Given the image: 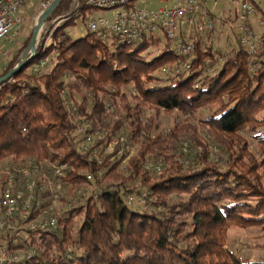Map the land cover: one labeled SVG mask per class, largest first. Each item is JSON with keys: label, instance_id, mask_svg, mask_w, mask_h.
Wrapping results in <instances>:
<instances>
[{"label": "trees", "instance_id": "16d2710c", "mask_svg": "<svg viewBox=\"0 0 264 264\" xmlns=\"http://www.w3.org/2000/svg\"><path fill=\"white\" fill-rule=\"evenodd\" d=\"M77 1L75 10L74 0H61L45 23L49 28L66 16L51 45L42 42L0 86V165L66 164L61 182L72 201L60 198L71 205L52 215L55 226L30 231L9 250L34 252L21 264H264L227 248L231 229L264 236V42L251 73L252 59L227 23V52L202 45L215 27L193 36V51L181 56L165 36L126 44L90 32L96 10ZM77 21L86 31L73 39L66 30ZM41 61L44 68L34 72ZM175 113L184 121L162 130L161 116ZM83 124L107 133L86 153L76 133ZM114 137L136 146L135 154L126 161L97 158L93 151ZM82 188L91 194L77 203ZM142 193L144 206L127 205ZM39 195L28 221L49 213L51 201L40 203Z\"/></svg>", "mask_w": 264, "mask_h": 264}, {"label": "built area", "instance_id": "2783aa9c", "mask_svg": "<svg viewBox=\"0 0 264 264\" xmlns=\"http://www.w3.org/2000/svg\"><path fill=\"white\" fill-rule=\"evenodd\" d=\"M31 1L34 0H0V42L10 43L16 37L24 22L21 10ZM138 2L139 0H87L86 6L113 14L111 18H90L87 29L93 33L102 32V38L105 34L112 35L120 43L126 44L141 42L146 36H165L174 42L177 54L185 56L193 51V36L202 37L215 27L227 23L235 31L247 56L252 59L249 71L256 72L254 60L263 50L264 42V0H160L162 5L156 9L140 8ZM219 4L231 6L232 10L215 14ZM78 6V1L74 0L73 8L76 10ZM65 17L55 20L43 33L42 42L45 48L51 45L52 33L66 21ZM5 54L0 45V55ZM26 59H30L28 51ZM45 64V61H41L34 67V72L40 73ZM185 68H189L188 62L185 63ZM76 133L83 138L80 150L85 153L94 147L96 140H104L107 135L106 132H93L88 124L79 126ZM111 146L113 152H110ZM132 149L126 139L119 144L117 139L112 138L96 148L93 154L97 158L111 154L112 159L125 156L126 161L132 156ZM66 170V164L50 165V178L55 182L53 187L56 193L61 192V180ZM27 174L28 172L24 173V176ZM98 174L102 175L101 172ZM86 179L91 182L93 177L87 175ZM32 188L33 186H27L28 191L25 190V193L15 190L12 179H9L5 189L0 191V264H21L29 260L34 254L33 251H11L9 245L14 247L21 239L27 240L30 231L46 230L55 226L54 218L44 222L37 219L28 221L34 199ZM86 193L91 194L89 190ZM76 194L81 195L83 192L79 189ZM126 202L128 206H144L145 194L131 195Z\"/></svg>", "mask_w": 264, "mask_h": 264}, {"label": "rangeland", "instance_id": "374dc122", "mask_svg": "<svg viewBox=\"0 0 264 264\" xmlns=\"http://www.w3.org/2000/svg\"><path fill=\"white\" fill-rule=\"evenodd\" d=\"M261 1V0H257ZM50 6L49 3H45L42 0H34L29 2L22 10L21 14L23 16V25L21 29L17 32L15 38L11 40L9 43L8 41L0 42L1 48L3 52H6L5 55H0V71L3 70L8 63L11 61L13 56L16 52L20 49L26 39L31 36V39H35L36 33L39 30H35L36 23L38 22L40 16L43 12H45L48 7ZM158 6V0H139L138 7L146 8V9H153ZM211 7V6H210ZM232 10L231 6L227 5H217L216 6V13L219 14L220 12L230 11ZM97 16L111 18V12L105 11H96ZM78 23V21H77ZM48 29L47 25L45 24L39 33V36L36 40V47L42 44L43 33ZM86 31V25L83 26L78 23L75 28H69L66 32L69 34L70 37L76 39L81 35H84ZM208 38V39H207ZM232 37L229 31L227 30L226 26L222 25L217 27L212 33L208 36H204L202 39V45H210L214 51H221L223 53L228 51L230 48L232 41ZM23 54V53H22ZM20 55V58L22 57ZM184 121V117L180 114H173L171 116L162 115L160 118L161 122V129L165 130L166 132L175 124L182 123ZM116 140V137H114ZM90 146V145H89ZM133 151L132 155L136 152V146H132ZM113 146L110 148V152L112 151ZM125 162L122 163L120 169L124 168ZM32 163L26 164H18L15 167H11V164L3 163L0 165V183L9 182V179H12L13 188L15 190H20L25 193L27 186L32 188L33 194L38 193L39 198L38 200L40 203L51 201L50 207L48 208V214H42L37 221L44 222L52 218V215H60L61 213L65 212L69 209V204L71 203H61L60 198H66L68 202L71 199L67 196V187L62 185V189L60 194L54 192V181L50 178V169L47 167H37L32 166ZM153 174L158 173V169H156L155 165L149 164L146 166ZM10 170V171H9ZM48 170V171H47ZM28 172L26 176L24 173ZM89 188H82L83 194L77 195V203L83 202L89 194L86 191ZM28 191V190H26ZM75 200H73V203ZM227 248L232 250L233 252L237 253L241 257H244L251 261L256 262H264V236L259 229H250V230H240V229H231L228 233V243Z\"/></svg>", "mask_w": 264, "mask_h": 264}, {"label": "water", "instance_id": "95a60500", "mask_svg": "<svg viewBox=\"0 0 264 264\" xmlns=\"http://www.w3.org/2000/svg\"><path fill=\"white\" fill-rule=\"evenodd\" d=\"M61 2V0H54L48 9L42 13L40 16L38 22L36 23L35 30H41V28L45 25L47 18L52 14V12L55 10V8L58 6V4ZM50 28V27H49ZM34 39L32 38L28 44L27 49L23 52L22 57L19 61V63L3 78H0V86L11 79L18 71H20L35 55L36 52V45L33 46ZM27 51L30 54V59H26Z\"/></svg>", "mask_w": 264, "mask_h": 264}, {"label": "crops", "instance_id": "0c3cea01", "mask_svg": "<svg viewBox=\"0 0 264 264\" xmlns=\"http://www.w3.org/2000/svg\"><path fill=\"white\" fill-rule=\"evenodd\" d=\"M169 4H171V3H169ZM161 5H162V3L160 2V0H158V6L156 8H158ZM156 8H153V9H156ZM92 17L96 18V17H101V16H97L96 13H94Z\"/></svg>", "mask_w": 264, "mask_h": 264}, {"label": "bare ground", "instance_id": "6f19581e", "mask_svg": "<svg viewBox=\"0 0 264 264\" xmlns=\"http://www.w3.org/2000/svg\"><path fill=\"white\" fill-rule=\"evenodd\" d=\"M39 33H40V30L37 31V33H36V37H35V39H34V44H33L34 47H35V45H36V40H37V38H38V36H39Z\"/></svg>", "mask_w": 264, "mask_h": 264}]
</instances>
